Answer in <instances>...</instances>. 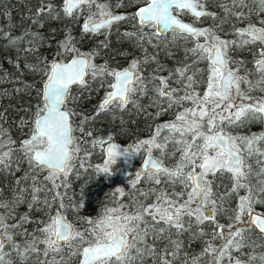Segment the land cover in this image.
<instances>
[{
  "label": "snow or ice",
  "instance_id": "obj_1",
  "mask_svg": "<svg viewBox=\"0 0 264 264\" xmlns=\"http://www.w3.org/2000/svg\"><path fill=\"white\" fill-rule=\"evenodd\" d=\"M133 2L138 5L136 11L124 15L114 14L109 4L101 0H62L59 8L50 0H38V6L29 16L31 25L38 28H43L47 19H60L61 13L74 21L83 16L82 34L106 37L114 25L131 21L134 30L121 33V38L132 41L145 54L143 58L131 59L122 70L110 67L107 61L95 63L100 54L96 50L81 52L67 26L64 37L56 41L51 61L42 53L38 54L44 44L51 47V40L39 31L26 30L24 36L18 37L3 33L0 38L7 39L12 46L27 38L28 46L23 51L35 55L36 63L26 62L24 67L43 73V76L42 88L37 90L40 103L33 113L30 138L13 147L15 141L0 126V170H10L13 154L22 153L17 162L27 160L32 171L46 169L49 175L45 179L52 181L54 188L61 187L57 180L68 176L74 157L82 151L70 123V116L74 113L67 110L66 101L73 85L87 86V78L91 77L101 86L106 83L109 89L97 107V116L112 107L123 110L129 104L142 110L143 106L135 98L137 95L148 96L149 106L157 108V116L173 107L181 109L174 114L173 120L158 125L149 139L139 140L129 148H121L111 142V136L91 141L93 147L107 144L104 148L106 159L102 166L97 165V172L111 175L112 165L118 162L130 165L131 157L143 149L147 158L141 157L142 167L135 172L131 187L136 188L141 176L148 177L155 185H160L161 177H165V187L141 192L145 199L155 194L151 204L133 200L131 207L121 204L106 208L99 219L88 220L87 236L66 219L61 210L68 206L62 199L56 214L38 222L37 229L29 232L24 228L28 216H17L15 210L24 202L30 209L41 203L37 193L42 188L33 177L31 199L26 200L28 189L20 186L23 180L28 179V173H25L15 181L18 190L13 189L11 200L0 199V264H26L33 256L37 264H70L76 256L82 257L80 264H145L148 258L152 264H176L184 248V241L180 238L184 233H188L191 241L205 236L211 239L204 240L205 246L199 256L193 255L190 259L185 256L181 264H199L200 257L205 255L210 256L207 264H224L225 261L227 264H255L257 260L264 264V253L255 252L264 244L251 239L255 233L264 240V209L257 210L256 207L264 205V133L234 136L227 131L228 127L247 121H264V97L250 95L257 88L264 91V19L260 20L259 27L254 23L237 27L233 23L230 32L223 28L233 17L243 22L254 14H264V0H216L215 5H208L206 0ZM212 6L220 11H211ZM181 13L190 14L194 22H184ZM202 17L211 18L213 25L196 26L195 21ZM217 29L234 38H221ZM52 31L56 32V29ZM169 32L193 44L184 52L185 58L189 55L196 58L191 64L181 61L178 62L181 66L166 69L156 54H147L145 45L160 48L161 44L155 41H160ZM109 45L106 38L99 42L97 48H109ZM248 45L260 46L258 51L251 49L254 64L251 70L245 67V61L230 55V52ZM115 54L126 55L123 50ZM166 54L171 56V50ZM201 61L207 62L206 70L194 67ZM152 63L155 67L145 75L144 66ZM15 67L20 68L18 61ZM241 69H244L243 74ZM163 72L168 75H161ZM250 76L255 79H249ZM4 78H7V73L0 77ZM173 84L179 87H173ZM199 85L204 86L202 94L197 91ZM242 85L247 88H242ZM165 104L166 108L163 107ZM27 123L23 119L20 121L21 127ZM79 131L85 137L92 135L84 132L83 127ZM162 132L167 134L161 136ZM84 143L89 141L85 139ZM169 143L181 155L176 164L165 167L162 160L152 155V150L157 148L163 153ZM253 156L256 157L255 168L248 163ZM217 172L231 174V193L238 197L233 208H225L224 196L213 191V181L209 176H215ZM177 185L182 186L180 191L174 190ZM242 189L245 195H239ZM116 191L122 193L121 188ZM57 197H62V194L57 192L53 199ZM42 202L48 204L47 198ZM218 213L229 215L227 225L217 221ZM205 221L212 222L210 232L200 227ZM17 236L24 239L17 241ZM217 240L220 241L218 245L214 243ZM41 244L43 248H40ZM245 248L251 249L247 259L242 258ZM65 249L68 250L66 253ZM234 252L240 255H234Z\"/></svg>",
  "mask_w": 264,
  "mask_h": 264
},
{
  "label": "trees",
  "instance_id": "obj_2",
  "mask_svg": "<svg viewBox=\"0 0 264 264\" xmlns=\"http://www.w3.org/2000/svg\"><path fill=\"white\" fill-rule=\"evenodd\" d=\"M50 2L57 5V8L62 3V0H50ZM101 2H107L110 6L111 11L114 14H124L130 15L134 13V8L138 6L133 0H101ZM208 5H215L216 0H206ZM119 5V6H118ZM38 6V0H0V29L3 32H0V37H3V33H8L12 37L24 36L26 30L28 31H39L45 37L51 40L52 53L56 47V41L61 40L64 35L65 26L71 29L72 35L76 38V47L79 48L81 52H90L93 50L98 51L100 54L95 58V63L103 64L105 61L108 62L110 67L121 69L124 65L130 63L131 59L135 57L143 58L144 52L138 49L132 41H129L127 48L132 52L128 54L127 58L116 55L117 48L123 42L121 38V33L115 35L109 33L107 37L105 35H93V34H82L81 32V23L74 21L71 18L63 16L61 13V18L57 20L47 19L44 22L43 28H38L37 26L31 25L29 16L32 14V11ZM31 10V11H30ZM211 11L219 12L215 6L210 8ZM247 11V9H245ZM10 13V16L8 15ZM181 18L187 19L191 23L194 22V18L189 14L181 13ZM83 16L80 17V20H83ZM264 19V14L252 15L247 20L243 22L237 21L234 17L231 18L230 23L224 24L223 28L231 31V24H236L237 27H246L248 23H254L258 27L260 25V20ZM213 20L211 18H201L200 21H195V25L198 27H209L213 25ZM204 24V25H202ZM119 23L113 27H118ZM56 29V32L52 30ZM145 31H149L145 29ZM125 32V31H123ZM217 33L221 38L232 39L234 38L231 35L225 36L224 32L217 29ZM55 37V39H51ZM110 41L109 48H97V45L100 41L105 39ZM27 39V38H26ZM24 42L18 43L17 46H12L9 44L8 40L5 38H0V77H3L7 73V78L0 79V101L5 103V95L10 96L11 103L14 102L15 108L8 110V116H12L10 112L14 109H17L22 115L27 116L31 115L33 119V113L36 110V106L40 103L37 97V90L41 88L40 80L43 75L41 73L30 71L25 68V63H36L35 55L32 53H25L23 51L28 45ZM166 39H172L173 42L169 44H164ZM155 43H160L161 47L156 48L151 45H145L146 52L148 55L156 54L160 63H162L166 69H175L178 66H181L178 62H185L191 64L195 57L189 55L185 58V49L193 46L191 42H187L184 39L179 37H174L171 32L167 33L165 37H162L160 41H155ZM166 45V47H165ZM48 44H44L38 50V54H47L48 53ZM253 45H248L244 49H236L235 51L230 52V55L236 60L245 61V67L249 70L254 68L253 64ZM171 50L172 55H167V51ZM258 51V50H257ZM54 58L53 54L48 57V60ZM19 62L20 68L15 67V63ZM155 67V64H148L144 66V74L148 75L152 69ZM197 69H207V62L201 61L194 65ZM233 67H235L233 65ZM244 69H241V74H243ZM191 74V72H189ZM161 75H168L167 72L161 73ZM35 79V81H33ZM88 85L81 87L79 85H74L71 87L69 98L66 101V104L71 108L72 126L74 128L73 135L77 137V143L80 144L82 151L74 157L72 161V171H70L68 176V182H63L60 188H54L53 185H48L37 193L41 203L33 205L30 209L28 203L24 202L19 204L15 210L17 216L27 215L28 222L24 224V228L29 232H33L38 227V222H43L48 219L50 215L56 214L59 209V205L62 202L67 205L66 209H63V214L66 219L73 223V225L80 230L85 232V229H89L90 225L88 223L89 219L93 221L99 219L106 208H115L118 205H125L131 207L133 200L142 201L145 204H151L155 200V194L149 195L147 199L141 192L149 188H163L165 187L164 180H162L160 185H155L148 177L141 176L139 182L136 184V188L131 187V183L125 178H122L121 183H115V180L120 175L121 166L112 165L111 166V175H104L97 172V165L102 166L106 155L103 151H97L90 147V140L97 136L98 134L104 133L112 137V140L117 141L119 144L124 142H133L132 139H136L138 136H142L143 139H146L148 136H152L155 132V126L160 125L159 121L153 120L152 117L144 116L149 111H154L156 107L149 106L148 96L137 95L135 97L138 99L140 105H142V110L134 108L131 104L127 108L121 110L116 107H112L110 110L101 112L98 116L96 115L97 108L90 103V96L102 89L101 95L105 94L108 89V85L105 83L103 86L99 83L98 80H93L91 77H88ZM249 79L254 80L255 77L250 76ZM151 87V86H149ZM173 87H179V85L173 84ZM244 88H247L245 85ZM20 89V91H16ZM90 89V90H89ZM30 92V93H29ZM33 95L30 98H27V95ZM153 95V93H149ZM250 95L253 97H264V91H260L258 88L250 92ZM75 97V99H72ZM7 101V100H6ZM28 103H27V102ZM23 112V113H22ZM153 112V113H154ZM83 121V124L81 123ZM9 131V135L15 141L13 147H16L23 140L19 137L20 134L27 136L30 135V127L32 121L25 124L23 127L21 125L15 124V118H10L9 121L4 124ZM28 125V126H27ZM149 126L152 129H149ZM80 127H83L84 132H91L92 135L85 137L82 132L79 131ZM227 131L234 136H250L252 134L264 133V121L261 120H251L247 121L242 125L230 126L227 128ZM167 134L162 132L161 136ZM87 139L89 143L85 144L84 140ZM159 141V138H157ZM85 150L87 155H85ZM141 150L132 160L134 162L138 157L142 156ZM164 153L153 148V155H160V158L164 162H174L176 164L181 155L180 152L175 151L171 143L163 150ZM22 156V153L13 154V163L10 166V169H13L10 174L9 169L0 170V199L11 200L13 189H17L15 181L25 176V173H28V179L21 182V187L27 188L29 195L25 197L28 200V197H31V177L34 176V173L46 174L48 171L36 169L32 171L27 160L23 162H17L18 158ZM249 162L255 168L256 167V157L253 156L249 158ZM174 164H171L174 165ZM137 168V166L130 165L128 168L127 175L132 174L131 168ZM86 173L88 177L87 180H83L82 176ZM213 181V191L218 196H224V207L233 208L238 202V197L235 193H231L232 179L231 174L227 172H217L215 176L209 177ZM109 181H112L109 183ZM253 183H255V178H253ZM64 185V187H63ZM121 188V192H117L116 189ZM18 190V189H17ZM171 191L172 189H168ZM175 191H180L181 186L177 185L174 189ZM59 192L62 194V197H57L56 193ZM227 193V195H225ZM245 191L242 189L239 192V195H245ZM47 198L48 204H44V201ZM74 205H81L80 207H73ZM257 210L264 209V205H257ZM125 209H121L124 211ZM217 221L220 224L227 225L229 223V215L224 213L217 214ZM211 223L205 221L203 227L205 232H209L211 229ZM40 227H43L42 223H39ZM174 231V230H173ZM39 235V233H37ZM87 236V233L85 232ZM210 236H205L200 240L191 241L189 239L188 233H184L180 238L184 241V248L181 251V256L177 259L176 264H181L182 259L187 256L189 259L193 255L199 256V253L204 248V240L209 239ZM175 238V237H173ZM23 236H17V241H22ZM251 239L255 240L257 244H264V240H260L255 233L251 235ZM44 245H40V248H43ZM79 247V245H77ZM257 249V250H256ZM255 249L260 251L259 247ZM264 247H261L263 250ZM65 253L68 251L64 250ZM245 255L242 257L247 259V253L251 249L245 248ZM234 255H240L238 252H234ZM80 256L73 257L70 261V264H77ZM59 259V257H57ZM210 259L209 255L200 257L199 264H207ZM151 258H148L145 264L151 263ZM26 264H37L35 256L31 257Z\"/></svg>",
  "mask_w": 264,
  "mask_h": 264
},
{
  "label": "rangeland",
  "instance_id": "obj_3",
  "mask_svg": "<svg viewBox=\"0 0 264 264\" xmlns=\"http://www.w3.org/2000/svg\"><path fill=\"white\" fill-rule=\"evenodd\" d=\"M137 7V6H136ZM135 7V8H136ZM135 8H134V10H135ZM79 22L81 23V24H83V22H84V19L83 20H80L79 19ZM202 25H204V24H202ZM82 26V25H81ZM134 29H133V27H132V22L131 21H128V20H126V21H122V22H120L119 23V26L118 27H113L112 29H111V31H110V33H113V34H115V35H119L120 33H123V31H133ZM174 40H172V39H166L165 41H164V44H169V42L171 43V42H173ZM129 42V40H126V39H124L123 40V42L120 44V46L117 48L118 50H123L125 53H126V55H123V56H121L122 58L123 57H125V58H127V56H128V54H130V52H132L129 48H127V45L129 44L128 43ZM253 47L255 48V49H259V45H253ZM48 53L47 54H43V57H46V59L48 60V57L49 56H51L53 53H52V47H50L49 45H48ZM117 50V51H118ZM120 56V55H119ZM48 61H51V60H48ZM127 65H129V63L127 64ZM41 67H43V65L41 64ZM41 75H43V73H41ZM41 79H42V77H41ZM33 81H35V79L33 80ZM40 82H42V80H40ZM42 84V83H41ZM244 86L245 85H242V88H244ZM203 88H204V86L203 85H199L198 87H197V91L198 92H200L201 94H202V92H203ZM108 91V90H107ZM101 92H102V89L100 90V91H98V92H96V93H94L92 96H90V98H89V100H90V103L92 104V105H94L96 108L98 107V105L101 103V101L103 100V98L105 97V95H106V93L105 94H103V95H101ZM30 93V92H29ZM6 96V98H8V99H6L5 100V103H2L1 101H0V114H2V118H0V126H2L3 127V129L5 130V132L7 133V136H10L9 135V131H8V129L6 128V126L4 125L5 124V122H7V121H9V119L11 118H15V124H18V125H20V121L23 119V120H25V121H28V123L30 122V121H33V119H31L32 117H31V115H27V116H24V115H22L17 109H14L13 111H12V113L10 112V114L12 115V116H8V110H10L12 107L13 108H15V104H14V102L13 103H11V100H10V96L9 95H5ZM33 95H27V98H30V97H32ZM27 102V101H26ZM28 103V102H27ZM185 106H188L187 104L185 105ZM66 107H67V109L71 112V108L66 104ZM164 108H166L167 106H166V104L163 106ZM114 108V107H113ZM179 110H181V109H179V108H177V107H173L172 109H168V110H166V111H164L161 115H159V116H157L156 115V112H157V108L155 109V112L154 111H149V112H147V114L146 115H144V116H147V117H152L153 118V120H154V122L155 121H159L160 122V124H163V123H165V122H169V121H171V120H173L174 119V114L177 112V111H179ZM154 112V113H153ZM23 113V112H22ZM28 126V125H27ZM156 127L157 126H155V129H156ZM149 129H152V127L151 126H149ZM106 132L107 131H104V133H101V134H98L97 136H95V137H93L91 140H90V147H92L93 149H96L97 151H103V147L105 146V144L103 145V147L102 146H100V145H97L96 147H93L92 146V143H91V141L93 140V139H106L107 137H108V135L106 134ZM7 136H5L4 137V139H7ZM19 137L21 138V139H26L27 137H26V135H24V134H20L19 135ZM151 137V135L150 136H148L146 139H149ZM12 140H13V138H12ZM133 141H134V143L133 142H124V143H122V145H125V146H133L137 141H139V140H143V138H142V136H138L135 140L134 139H132ZM141 150H143V149H141ZM140 150V151H141ZM157 150H159L160 152H161V150L160 149H157ZM164 153V152H163ZM145 155L146 154V152L143 150L142 151V155ZM154 156H156L158 159H160V160H162L161 158H160V155L158 156V155H154ZM141 157L142 156H140V157H138L134 162H132L131 161V164L130 165H133V166H137L138 167V163H139V161H140V159H141ZM24 161V160H23ZM162 162H163V164H165V166L166 167H172L171 166V164H174V162H170V161H168V162H164L163 160H162ZM248 163H250L251 164V162H249V160H248ZM115 165H119V166H121V170H122V172H120V175L117 177V179L115 180V183H117V184H119V183H121V181H122V178H125L127 181H129L130 183L132 182V180H134L135 179V172L137 171V168L136 167H133L134 169H132L131 168V171H132V174H128L127 175V171H128V168H130V165L129 164H124L123 162H118L117 164H115ZM12 171H13V169H10V174L12 173ZM70 171H72V169L70 170ZM70 171H69V173H70ZM49 175V173L47 172L46 174H39V175H37V172H35L34 173V176H32L31 177V180H30V184H31V186H32V184H33V177H35V180H36V182L38 183V184H40V186H41V188L43 189V188H45V187H47L48 185H53V183H52V181H50V180H47V179H45V177H47ZM68 176H69V174H68ZM68 176L67 177H64V176H61V177H59V179L57 180V183H60V184H62L63 182H65L66 181V183L64 184V185H66L67 184V182H68ZM210 177V176H209ZM82 178H83V180H87L88 181V177H87V175H86V173L82 176ZM162 180H165V177H161V181ZM110 182H112V181H109V183ZM154 184V183H153ZM64 185H63V187H64ZM182 187V186H181ZM29 195V192L25 195V197H27ZM31 199V197L29 198L28 197V200H30ZM53 215H55V213L53 214ZM211 229H212V223H211ZM211 229H210V231H211ZM209 231V232H210ZM209 239H211V237H209ZM214 243H216L217 245L220 243V241H214ZM259 249H260V251L258 250V251H256V254H259V253H264V249L263 250H261V247H259ZM203 250V249H202ZM257 250V249H256ZM202 252V251H201ZM200 252V253H201ZM200 253H199V255H200ZM202 257V256H201ZM80 260H81V257L78 259V263L77 264H80ZM148 264H152V262L151 263H148ZM224 264H227V262L225 261L224 262ZM255 264H259V261L257 260L256 262H255Z\"/></svg>",
  "mask_w": 264,
  "mask_h": 264
},
{
  "label": "water",
  "instance_id": "obj_4",
  "mask_svg": "<svg viewBox=\"0 0 264 264\" xmlns=\"http://www.w3.org/2000/svg\"><path fill=\"white\" fill-rule=\"evenodd\" d=\"M138 7V6H137ZM137 7L135 8V10H134V12L136 11V9H137ZM190 15V14H189ZM183 19V18H182ZM184 20V22H187V23H191V22H189L188 20H186V19H183ZM128 66V65H127ZM127 66H124V67H127ZM124 67H122L121 69H119V70H122ZM41 88H42V84H41ZM68 110V109H67ZM70 123H71V118H70ZM72 124V123H71ZM28 138H30V135L26 138V139H28ZM111 142H113V143H116L119 147H121V148H129V146H123V145H120L117 141H115V140H111ZM107 147V144H105V146H104V148H106ZM104 148H103V150H104ZM153 155V154H152ZM154 156V155H153ZM154 157H156V156H154ZM131 158H133V157H131ZM143 158H147V154L143 157ZM157 158V157H156ZM165 166V165H164ZM142 167V160H140L139 161V164H138V170L140 169ZM166 167V166H165ZM81 259H82V257H81Z\"/></svg>",
  "mask_w": 264,
  "mask_h": 264
},
{
  "label": "flooded vegetation",
  "instance_id": "obj_5",
  "mask_svg": "<svg viewBox=\"0 0 264 264\" xmlns=\"http://www.w3.org/2000/svg\"><path fill=\"white\" fill-rule=\"evenodd\" d=\"M190 16H191V15H190ZM124 66H127V65H124ZM124 66H123V67H124ZM101 102H102V101H101ZM70 117H71V116H70ZM71 123H72V119H71ZM129 147H130V146H129ZM103 148H104V147H103ZM103 153H104V150H103ZM104 154H105V153H104ZM146 154H147V153H146ZM146 154H145V155H146ZM145 155L143 154L142 157H144ZM133 158H134V157H133ZM133 158H132V159H133ZM140 160H141V159H140ZM138 164H139V163H138Z\"/></svg>",
  "mask_w": 264,
  "mask_h": 264
}]
</instances>
